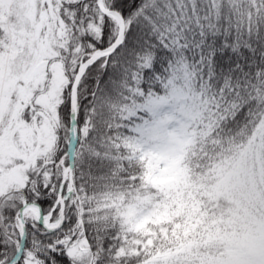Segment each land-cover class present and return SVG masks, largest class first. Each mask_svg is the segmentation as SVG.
Instances as JSON below:
<instances>
[{"label":"snow or ice","instance_id":"snow-or-ice-1","mask_svg":"<svg viewBox=\"0 0 264 264\" xmlns=\"http://www.w3.org/2000/svg\"><path fill=\"white\" fill-rule=\"evenodd\" d=\"M0 264H264V0H0Z\"/></svg>","mask_w":264,"mask_h":264}]
</instances>
